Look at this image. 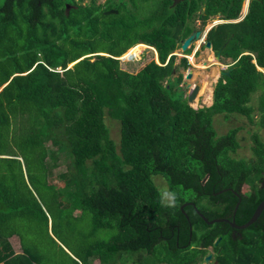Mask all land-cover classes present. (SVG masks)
Here are the masks:
<instances>
[{"label":"trees","instance_id":"obj_1","mask_svg":"<svg viewBox=\"0 0 264 264\" xmlns=\"http://www.w3.org/2000/svg\"><path fill=\"white\" fill-rule=\"evenodd\" d=\"M39 1L0 0V264H41L46 239L65 252L59 230L87 211L93 232L111 236L89 239L82 264L101 257L128 264L144 253L155 263L201 264L214 242L211 264H264V209L245 229L199 215L243 224L264 200V141L255 133L256 157L237 159L231 153L240 147V128L220 134L214 126L223 114L264 128V0H250L243 22L209 30L214 49L227 43L222 55L237 62L217 82L212 104L195 108L173 83L181 84L184 75L176 73L188 59L175 69L173 53L196 19L237 18L245 0H182L171 11L173 0H159L144 17L66 14L58 5L43 11ZM138 42L154 46L161 64L123 69L114 56L140 59L144 52L127 56ZM242 48L255 52L257 64L252 55L239 58ZM99 51L111 56L80 59ZM107 116L120 122V152ZM60 153L69 160L62 187L50 182L49 166ZM155 175L166 178L174 203L164 202Z\"/></svg>","mask_w":264,"mask_h":264},{"label":"rangeland","instance_id":"obj_2","mask_svg":"<svg viewBox=\"0 0 264 264\" xmlns=\"http://www.w3.org/2000/svg\"><path fill=\"white\" fill-rule=\"evenodd\" d=\"M159 0H140L139 4H142L140 9L138 11L143 12L142 17L149 14L151 10H154L158 6ZM175 3V2H174ZM173 4H170L168 7V10H173V7L175 6ZM245 7L244 10H246V6L248 4L244 3ZM91 8H88L84 11H91ZM76 11V10H75ZM195 30L202 29L204 33L208 32V28L211 24L214 23V20L211 18L207 20V23L205 24L202 22L201 19H196L194 22ZM207 37V35H206ZM197 46L199 45V42H197ZM99 45L101 47H107L108 43L106 41H100ZM143 47L141 50L142 56L140 59L137 60H123L120 59V66L128 71L135 72L137 71L142 65H144L146 62L150 61L152 58H155V51L152 49H147ZM181 47H179L174 53L176 56V65L180 64V59L183 58ZM194 50V48H193ZM187 51H190L187 50ZM140 53V54H141ZM179 53V54H177ZM103 54V53H102ZM106 55V54H103ZM134 59V58H131ZM188 59V58H187ZM190 59V60H189ZM189 67L184 70V68H181L180 72L184 74L183 79H185L187 72L191 69L193 71V76L191 79H188L189 82H191V86L185 85L184 87L177 84V81L175 80L173 83L176 84V88L178 91H180L183 96H187L190 92V88L192 86H195L196 84L200 85V91L194 101L191 102L192 107H201L204 105H211L213 102V90L218 82V79L220 78L221 71L223 69H227V65L229 63H224L223 61H220V63L215 59L214 52L203 46L200 51L194 56L193 54L189 55ZM191 61V62H190ZM225 61L230 62V59H225ZM223 65V66H222ZM230 65V64H229ZM231 67V66H230ZM180 69V68H179ZM179 73H176V75ZM218 73V74H217ZM203 90V91H202ZM202 93V94H201ZM256 99L252 101V103L256 104ZM255 119L258 120L260 117V114L258 112H254ZM107 123L111 130V137L116 143L117 151L120 152V140H121V130H120V122L118 120L112 119L111 117L107 116ZM214 126L218 133L225 134L230 129L239 127L240 129L237 131V137L240 142V147L238 148L237 152L231 153L233 157L235 158H241L245 159L247 161H251L256 157V154L254 152V147L257 146L256 142L254 141V134L258 133L259 137L264 141V128L260 125L254 124L248 120V118L245 115H239V116H230L229 118H225L223 114H217L214 116ZM48 147H51L50 149H57L56 146L48 142ZM49 166H50V182L56 184L58 187L64 186V181L60 178V174L65 173L68 170V159L65 156L64 153H60L57 160L54 161L52 159H49ZM55 162V163H53ZM153 181L155 185L160 189V191L163 194L164 202L166 203H174L173 194L171 193L170 187L168 185V182L166 178L163 175H155L153 177ZM244 189V187H243ZM205 203L207 205L208 198H205ZM202 204L199 203V206ZM82 213L81 210H76L73 214V216H80ZM64 224L66 225V221H64ZM204 228L197 229L198 236L202 235ZM51 232V231H50ZM60 233V240L59 244L64 248L65 252L54 243L50 242L46 236V240L44 241V244L40 246L41 249H43V257L46 258L42 261L41 264H78L76 262L79 261L80 264H82V259H84V253L81 251V249L89 242V239H95V238H109L111 236V231L105 230V229H99L96 233L93 232L92 229V217L90 216V212H85L84 215L80 216L76 219H71L67 222V227H63V229L59 230ZM52 236L54 234L51 232ZM250 232L248 231L245 233V235H249ZM14 246L17 249V252L22 251L20 239L18 236H13L11 238ZM208 251H214L213 246H209ZM142 255V257L139 255H135L131 257V259L128 261V264H172L168 262H158L155 263L152 255ZM76 259V260H75ZM108 258H97L93 259L91 261V264H106ZM215 258L213 257L212 260H210V264L212 261H214ZM109 261V260H108ZM204 262V258L201 262V264ZM119 261H117L114 264H118Z\"/></svg>","mask_w":264,"mask_h":264},{"label":"flooded vegetation","instance_id":"obj_3","mask_svg":"<svg viewBox=\"0 0 264 264\" xmlns=\"http://www.w3.org/2000/svg\"><path fill=\"white\" fill-rule=\"evenodd\" d=\"M139 1L140 0H40L38 5L42 7L43 11H45L49 5L53 6V7L58 5L60 8H63V11H66V14H68L70 11H75V10L76 11H84L88 8H91L92 9L91 11H96V12L103 11V13H106L107 11H117V12H115L117 14L119 11H135V12L138 11L140 9L139 7H141V5H142V4H139ZM249 10H250V2L248 4L247 12L244 14H241V15L239 14V16L237 18L228 19V18H225L222 14L210 16L208 19L211 18L212 20H214V23L210 25V27L208 28V32L212 27H214L218 24L230 23V22H243L245 20V17L248 14ZM206 23H207V21H206ZM207 35H208V33H207ZM206 41H210V40H208L206 37ZM224 44H227V43H224ZM212 51L214 52V55H216L218 53V50L214 49L213 45H212ZM247 51L251 52L249 50H245L244 48H242L240 56H242ZM251 53H253L255 55V52H251ZM255 57H256V55H255ZM222 59H223L224 63H228L227 61H225L226 58L223 55H221V61H222ZM231 64L232 63H230V65ZM230 65L228 64L226 66L227 69L226 70L223 69V70L229 71L231 68ZM223 76H225V75H220L219 79H221ZM187 203L189 204V202H187ZM231 234L234 235V237H236L237 235L240 234V231H236V230L234 231L233 230ZM214 244H215V242H214ZM214 244L213 245L210 244L209 246H213V248H214ZM209 246H207V248ZM209 253L213 254L212 259H213V257L215 258V252L214 253H213V251L209 252L208 249H207V254L205 256H207ZM204 259H205V257H204ZM212 262H216V261L214 260Z\"/></svg>","mask_w":264,"mask_h":264},{"label":"water","instance_id":"obj_4","mask_svg":"<svg viewBox=\"0 0 264 264\" xmlns=\"http://www.w3.org/2000/svg\"><path fill=\"white\" fill-rule=\"evenodd\" d=\"M177 1H181V0H174V4L177 3ZM109 12H112V11H109ZM202 31L201 30H195L193 31L188 37H186L182 43V46L181 48L185 51L188 49V47H190V45L197 39H199L202 35ZM206 46L211 48L212 47V43L211 41H207L206 43ZM226 44H223L217 55H216V58L217 60L220 59V56H221V52L222 50L225 48ZM174 68L176 69V65L174 66ZM229 74V71H221V75H227ZM193 76V71L190 69L188 72H187V75H186V79L183 81V85H188V86H191V82L188 81V79H191ZM199 89H200V85L196 84L192 90L190 91L189 95H188V101L189 103H191L192 101H194L199 93ZM239 203H240V200H239ZM239 203H237L236 205V208H235V211L237 210V207L239 205ZM188 203H185L181 206V209L183 210L184 209V206L187 205ZM264 209V200H262L259 205L257 206V208L255 209L254 213L252 214L251 218L246 222V223H243V224H237L235 222V220H229L228 218H222V217H217V218H213V219H209L206 215H204L203 213H201L199 211V215L201 216V218L208 224H212L214 222H221V221H227L230 223V225L232 227H235L236 229H245V228H248L252 223H254L257 218L259 217V215L261 214V212L263 211ZM186 213V211H185ZM187 217L189 218L188 214L186 213ZM191 223V222H190ZM192 225V223H191ZM212 256L213 254L212 253H209L207 256H205V259H204V262L202 264H207L210 262V260L212 259Z\"/></svg>","mask_w":264,"mask_h":264},{"label":"clouds","instance_id":"obj_5","mask_svg":"<svg viewBox=\"0 0 264 264\" xmlns=\"http://www.w3.org/2000/svg\"><path fill=\"white\" fill-rule=\"evenodd\" d=\"M182 1V0H181ZM249 2H250V0H245L244 1V3H246V4H249ZM173 3H174V0H173ZM177 3H178V1H177ZM176 3V4H177ZM243 3V5H242V9H241V12H240V15L241 14H244V13H246L247 12V9H248V5L246 6V10H244V4ZM175 5V4H174ZM244 6V7H243ZM115 12H117V11H112V12H109V11H107L106 13L107 14H112V13H115ZM119 13V12H118ZM139 13V12H138ZM143 12H140V14H142ZM116 14V13H115ZM206 23V22H205ZM198 30H201V29H198ZM202 32H203V30H201ZM208 33V32H207ZM207 33H202V35H201V37L199 38V39H197V40H195L191 45H190V47H188V49L187 50H189L190 49V53H185V52H187V50H183V49H181V51H182V56L183 57H186V58H188L189 59V55L190 54H193L194 56H196V54L200 51V49L203 47V46H205V47H207L206 46V43H207V41H206V35H207ZM188 37V36H187ZM183 41H184V39L182 40V42H181V46H182V43H183ZM197 42H199V45H198V47H197ZM139 43V42H138ZM137 43V44H138ZM143 43H145V42H143ZM212 43V42H211ZM145 44H147V43H145ZM205 44V45H204ZM147 45H149V44H147ZM213 45V44H212ZM150 47H151V49L152 50H154L155 52V58H152L150 61H152V60H154V61H156L157 63H159V64H161L160 63V60H159V55H158V51H157V49L154 47V46H152V45H149ZM180 46V47H181ZM133 47V46H132ZM131 48V47H130ZM129 48V49H130ZM193 48H194V50H193ZM207 48H209V47H207ZM128 49V50H129ZM178 49V48H177ZM176 49V50H177ZM209 49H211L212 50V47L211 48H209ZM220 49V48H219ZM219 49H218V51H219ZM175 50V51H176ZM174 51V52H175ZM223 51V50H222ZM106 54V55H104V56H111V54H109V53H107V52H105V51H99V52H96V53H91V54H87V55H85V56H83V57H81L80 59H83V58H85V57H89V56H95V55H103V54ZM124 54V53H123ZM122 54V55H123ZM173 54H175V53H173ZM177 54H179V53H177ZM122 55H120V56H114V58H117V59H119ZM176 55V54H175ZM217 55V54H216ZM216 55H214V57H215V59L217 60V58H216ZM221 55H222V53H221ZM247 55H252L253 56V62L255 63V64H257V62H256V59H255V55L253 54V53H251V52H246V53H244L242 56H247ZM177 56V55H176ZM241 56H239V58H240ZM132 58V57H131ZM121 59V58H120ZM119 59V60H120ZM182 59V58H181ZM180 59V60H181ZM190 60V59H189ZM219 63H220V61H221V56H220V59H218L217 60ZM222 61H223V59H222ZM75 62H77V61H75ZM75 62H72L69 66H73L74 64H75ZM149 62V61H148ZM191 62V61H190ZM237 62V60L236 61H233V62H230V63H232L230 66L232 67L235 63ZM147 63V62H146ZM229 63V62H228ZM229 63V64H230ZM190 65V64H189ZM177 66V65H176ZM223 66V65H222ZM181 68L182 67H180V69H179V72H180V70H181ZM259 69L261 68V67H258ZM185 70V69H184ZM260 70H263L262 68L260 69ZM222 71H225V70H222ZM178 75V74H177ZM184 75V74H183ZM187 75V74H186ZM184 77V76H183ZM185 79H186V77H185ZM185 79H183L182 80V82H181V86H185V85H183V81L185 80ZM220 80V79H219ZM218 80V81H219ZM194 86H192L191 88H190V91L192 90V88H193ZM215 89V88H214ZM1 90V89H0ZM199 91H200V89H199ZM213 92H214V90H213ZM190 93V92H189ZM189 95V94H188ZM188 95L186 96V98L188 99ZM185 97V96H184ZM188 103H189V101H188ZM190 105H191V103H189Z\"/></svg>","mask_w":264,"mask_h":264},{"label":"bare ground","instance_id":"obj_6","mask_svg":"<svg viewBox=\"0 0 264 264\" xmlns=\"http://www.w3.org/2000/svg\"><path fill=\"white\" fill-rule=\"evenodd\" d=\"M145 43H138L136 46L132 47L131 49H129V51L127 52V56L131 59L132 58H136L140 53L143 47H145ZM198 47V46H197ZM146 48V47H145ZM218 74V73H217ZM203 91V90H202ZM202 94V93H201Z\"/></svg>","mask_w":264,"mask_h":264},{"label":"crops","instance_id":"obj_7","mask_svg":"<svg viewBox=\"0 0 264 264\" xmlns=\"http://www.w3.org/2000/svg\"><path fill=\"white\" fill-rule=\"evenodd\" d=\"M145 47L149 48L150 46L149 45H145ZM151 48V47H150Z\"/></svg>","mask_w":264,"mask_h":264}]
</instances>
